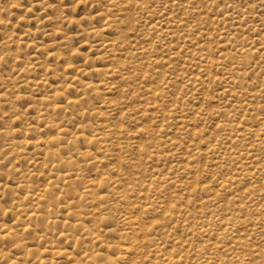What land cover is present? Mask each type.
Listing matches in <instances>:
<instances>
[{
	"label": "rangeland",
	"instance_id": "374dc122",
	"mask_svg": "<svg viewBox=\"0 0 264 264\" xmlns=\"http://www.w3.org/2000/svg\"><path fill=\"white\" fill-rule=\"evenodd\" d=\"M114 2L0 0V234L16 233L0 241V264H79L87 249L108 264L123 245V264H152L155 242L164 243L159 255L193 250L181 264L205 253L264 264V0ZM70 61L88 72L82 82L103 85L66 92L77 106L46 113L38 99L65 85ZM27 77L45 86H21ZM148 88L160 96L144 113ZM48 120L64 125L62 142L80 129L92 139L58 147L77 163L70 180L55 181L43 154L56 134ZM215 240L223 250L195 255Z\"/></svg>",
	"mask_w": 264,
	"mask_h": 264
},
{
	"label": "bare ground",
	"instance_id": "6f19581e",
	"mask_svg": "<svg viewBox=\"0 0 264 264\" xmlns=\"http://www.w3.org/2000/svg\"><path fill=\"white\" fill-rule=\"evenodd\" d=\"M108 2L110 1V2H114L115 0H107ZM115 3V2H114ZM135 4V3H134ZM171 18V17H170ZM127 19V18H126ZM0 22H2L1 21V19H0ZM28 34V36L30 35V32L29 33H27ZM90 34V33H89ZM109 47H111V48H113L115 45H114V42L113 43H111L110 44V42H109V44H107ZM14 47V46H13ZM108 49V48H107ZM239 50V49H238ZM139 52H141L140 50H139ZM251 52V49H245V48H242L241 49V52L240 53H243L244 55L245 54H248V53H250ZM112 53V52H111ZM242 54V55H243ZM243 55V56H244ZM48 56L49 57H51L52 59H59V57L61 56V53L60 54H55V53H52L51 52V54H48ZM68 63V62H67ZM63 70V77L65 78V80H66V83H65V85H63V87H59V88H54V89H50V90H52V92H50L49 94H47V96L46 97H42V98H40V99H38V101L40 102V104L41 105H43L44 106V110H45V112L46 113H51V114H55V113H58V112H66L67 110L69 111V109H73V108H75L76 106H77V102H78V98L76 97V98H69L68 97V95H66V92H68L69 93V91H73V92H75V93H77L78 95L77 96H83L84 94H86L88 91L90 92V91H95L98 87L97 86H102L103 84H101L102 83V80H100L99 82H98V84L99 85H95V83H93L92 81H88V82H86V83H84V82H82L81 81V79H80V77H83L84 75H86V74H88V72L86 71V69H80L79 67H77V66H75L74 64H72L71 63V61L62 69ZM90 71V70H89ZM92 71H94L95 73H96V75H101V74H104L103 73V71H101L100 69H92ZM52 73V74H57L56 73V70H53L52 69V71L51 70H46V72H45V76H46V74H48V73ZM60 72H61V70H60ZM107 72V71H106ZM108 73L109 74H112V75H114L116 72L115 71H112V70H108ZM93 75V74H92ZM111 75V76H112ZM47 78V77H46ZM45 78V79H46ZM105 84V83H104ZM105 85H107V84H105ZM21 86H25V87H27V86H30V87H32V88H34V89H38L40 86H45V81H44V79L42 78L41 80H39V81H35V80H33L32 81V79H30L29 77H27L26 79H24V80H21ZM152 87H154V86H152ZM106 88L107 89H110L111 90V87L109 86V85H107L106 86ZM148 91H147V93H149L150 94V96H151V98L153 99L152 101V103H147V105L145 106V108H142L141 110L144 112V113H147V112H149V111H152V110H155V107H157L158 105L156 104L157 103V101H156V98L158 97V96H160L159 95V92H158V89H156V88H148L147 89ZM80 103V102H79ZM92 107V106H91ZM110 107H112V106H110ZM88 108V107H87ZM144 109V110H143ZM96 111V110H95ZM76 112V111H75ZM96 113V112H95ZM103 113V112H102ZM87 114V113H86ZM45 115H47V114H45ZM89 115V114H88ZM103 115V114H102ZM107 115V114H106ZM43 116H44V114H43ZM13 121V120H12ZM264 123V122H263ZM92 126V125H91ZM46 127H48L49 129H51V130H53L54 132H56V134L55 135H53V136H51V137H48V139L46 140V142H42L43 143V145L45 146V149H44V151H43V154H44V156L45 157H48V158H50L51 159V163H50V165H49V167H50V173H52L54 176H55V181L56 180H60V181H65V180H70L71 178H72V176H75V175H77L76 173H73L76 169H75V167L77 166V163L72 159V157H69V156H67V157H62L61 155H60V153H59V146L61 145V143L62 144H66L68 147H71L72 149H74L75 148V143H76V140L78 139V138H83L85 141H91L92 139L91 138H86L85 137V135H84V130L83 129H80V130H78V132H76V133H74L73 135H71L70 136V138L69 139H67V141H64V142H62L61 141V135H67V131L64 129V125H62V124H59V123H57V122H55V121H49L48 120V123L46 124ZM102 127V126H101ZM108 127V126H107ZM103 129V128H102ZM107 129V128H106ZM228 129V128H227ZM104 131H106V130H104ZM103 131V132H104ZM22 132V131H21ZM77 133H81V135H80V137L77 135ZM109 133V132H108ZM105 134H106V132H105ZM104 133L102 134V138L103 137H105L104 135H105ZM96 135V134H95ZM63 139H65V138H63ZM62 139V140H63ZM97 139H95V141H96ZM106 140V139H105ZM34 142H32V144H33ZM42 143H41V145H42ZM23 144V143H22ZM24 145V144H23ZM37 145H38V143H37ZM36 145V146H37ZM95 145V144H94ZM12 146L13 147H15V144L14 143H12ZM32 146H34V145H32ZM43 146V147H44ZM139 147H141V146H139ZM8 148H9V146H8ZM101 148V147H100ZM16 149V148H15ZM26 149V148H25ZM42 150V149H41ZM92 150V149H91ZM140 151V150H139ZM141 151L143 152H145L146 154H148L149 156H153V152H151V151H149L148 149H146L145 147L143 148V149H141ZM76 152V151H75ZM92 152V151H91ZM12 153V152H11ZM80 154V157H81V159H82V161H86V157H88V156H90V154H89V151H84V152H81V153H79ZM243 155V154H242ZM156 156V155H155ZM9 158V157H8ZM7 158V159H8ZM153 158V157H152ZM92 159V158H91ZM93 159H96V157H93ZM92 159V160H93ZM47 161H49V160H47ZM95 161H97V160H95ZM189 162H191V160L189 161ZM251 163H253V162H251ZM187 168V167H186ZM19 170V169H18ZM48 170H49V168H48ZM35 175V174H34ZM109 175V174H108ZM35 177V176H34ZM24 178H25V176H24ZM231 178V177H230ZM51 179H53V176L51 177ZM119 180V179H118ZM114 181V180H113ZM22 182H23V180H22ZM101 182H103L102 180L99 182V183H101ZM158 182V181H157ZM57 183V182H56ZM251 183V182H250ZM121 185V184H120ZM222 185H224V183L223 184H221V186ZM22 189L23 188H26L27 187V185H21L20 186ZM122 188V187H121ZM225 188V187H224ZM222 189V188H221ZM24 190V189H23ZM132 190V189H131ZM213 190V189H212ZM234 190V189H233ZM115 191H117V190H115ZM23 192V191H22ZM85 192H87L88 194H92L93 193V191L90 189V188H88V189H86L85 190ZM114 192V191H113ZM50 194V195H52V194H54V193H52L50 190H44L43 191V194ZM116 193V192H115ZM125 195V197H126V193L124 194ZM123 194H122V196H124ZM246 195V194H245ZM39 196V195H38ZM236 196V195H235ZM33 197V196H32ZM31 197V198H32ZM119 197V196H118ZM121 197V196H120ZM239 197V196H238ZM37 198V197H36ZM262 198V197H261ZM264 198V197H263ZM38 199V198H37ZM211 199V198H210ZM39 200V199H38ZM240 200V199H239ZM40 201V200H39ZM46 202V201H45ZM243 202V201H242ZM154 203V202H153ZM204 203V202H203ZM230 204H231V202H230ZM243 204V203H242ZM264 204V203H263ZM163 205V204H162ZM112 206V205H111ZM167 206V205H166ZM205 207V206H204ZM143 208V210H146L147 212L148 211H151V209L152 210H154L153 208H154V206L152 205L151 207H147V208H145L144 206L142 207ZM173 208H175V207H173ZM127 209H129V208H127ZM140 209V208H139ZM182 209V208H181ZM180 209V210H181ZM24 210V209H23ZM135 211V210H134ZM75 212V211H74ZM80 212V211H79ZM167 212H169V211H167ZM25 213H26V211H25ZM170 213V212H169ZM168 213V214H169ZM125 214H126V216L124 217L127 221L128 220H132V218H131V211H126L125 212ZM237 214V213H236ZM34 215V213L33 212H29V217H32ZM166 215V214H165ZM77 217V216H76ZM79 217V216H78ZM77 217V218H78ZM133 217V216H132ZM135 217V216H134ZM139 217V216H138ZM164 217V216H163ZM171 218V217H170ZM137 219V218H136ZM77 220V219H76ZM167 220V219H166ZM220 220H222V219H220ZM60 221V220H59ZM125 221V220H124ZM134 221V220H133ZM71 222V221H70ZM83 222V221H82ZM171 222V221H170ZM200 222V221H199ZM234 222V221H233ZM252 222V221H251ZM134 223H136L137 224V226H139L140 228H143V223H141L140 221H138V222H134ZM232 223V222H231ZM219 224V223H218ZM251 224V223H250ZM45 225V224H44ZM163 224H161V226H162ZM211 225V224H210ZM251 225H253V224H251ZM174 226V225H173ZM202 226V225H201ZM6 227V226H5ZM85 227H86V225H85ZM160 227V226H159ZM140 228H138V229H140ZM144 228L146 229V226H144ZM241 228V227H240ZM253 228V227H252ZM137 229V230H138ZM233 229V228H232ZM244 229V228H243ZM255 229V228H254ZM31 230V229H30ZM90 230V229H89ZM24 231V230H23ZM91 231V230H90ZM149 231H151V229H149ZM204 231H206V230H204ZM237 231V230H236ZM260 231V230H259ZM140 232V231H139ZM142 232V231H141ZM90 233V232H89ZM96 233V232H95ZM217 233V232H216ZM166 234V233H165ZM204 234V233H203ZM214 234V233H213ZM244 234V233H243ZM16 235V233H14V231H13V228L12 227H10V228H8V229H5V231L3 232V234H0V241L1 242H3L2 240L3 239H5V238H8V239H11V238H13V236H15ZM99 236V235H98ZM161 236V235H160ZM233 237V236H232ZM234 237H235V234H234ZM38 238V237H37ZM98 237H97V235H96V238L95 239H97ZM100 238V237H99ZM122 238V237H121ZM141 238V237H140ZM225 239H226V237H224ZM14 239H15V237H14ZM94 239V240H95ZM144 239H145V237H144ZM200 239V238H199ZM229 239V238H228ZM234 239V238H233ZM18 240H20L19 238H18ZM148 240V239H147ZM221 240V239H220ZM236 242H239V241H241V237L240 236H236L235 237V239H234ZM251 240V239H250ZM96 241V240H95ZM136 241H137V239H136ZM193 241V240H192ZM224 241V240H223ZM15 242H16V240H15ZM21 242V244H22V241H20ZM227 242V241H226ZM229 242V241H228ZM151 243V242H150ZM154 243V242H153ZM168 243V242H167ZM242 243V242H241ZM15 244H18L19 245V243L18 242H16ZM26 244V243H25ZM161 244H164V243H159V242H155L154 243V245H155V247H154V249H153V251H154V253L156 254L155 256H156V258L153 260V262H152V264H158V262L159 261H162V263L161 264H181L182 263V260H183V257H185V258H191L190 257V254L192 253V251L193 250H190V251H185V249H184V252L185 253H183L182 255L180 254L179 255V253H178V255H175V253L174 252H169V254L166 256V254L165 255H159V253L161 254V252L162 253H164L163 252V247H162V245ZM226 244V243H225ZM132 246L133 244L131 243V242H129V243H127V246ZM140 245V244H139ZM148 245V244H147ZM228 245V244H227ZM227 245H224L223 247H224V252H225V255H226V252L228 253V254H230V256H232V259L234 260L235 258H238V255H235V253L233 254V251L234 250H232L233 248H230L229 246L227 247ZM25 246V245H24ZM24 246H22V247H24ZM101 246H103L104 248H106L108 251L112 248V247H109V246H107V245H105L104 243H101ZM247 246V245H246ZM260 246V245H259ZM123 247V249H121L122 251H120V247L118 246H116L115 248H114V250H115V253H114V256L115 257H108L107 258V262H108V264H123L124 263V261H123V258L121 257V254L123 253V251L125 250V249H127L126 251H129L128 249V247H126L125 248V245H123L122 246ZM137 247V246H136ZM232 247H234V246H232ZM241 247H243V246H241ZM27 248V247H26ZM26 248H24V249H26ZM138 248V247H137ZM179 248V247H178ZM193 248H195V247H193ZM210 248H213V249H216V250H218V251H220L219 249H221L222 248V246L220 247V244L215 240V241H213V242H211L210 244H207L206 246L204 245H199V249L197 250V252H196V256H198L199 255V252H202V251H204V250H206V249H210ZM131 249V248H130ZM142 249V248H141ZM149 249V248H148ZM176 249V248H175ZM212 249V250H213ZM238 249H239V246H238ZM37 250V249H36ZM92 250V249H91ZM91 250H86V251H84L83 253V257L81 258V260H77V259H73V263H75V262H79V264H82L83 262L84 263H86V264H95V262H94V253H92L91 252ZM94 250V249H93ZM165 250V249H164ZM169 250V249H168ZM168 250H167V252H168ZM221 250H223V249H221ZM62 251V250H61ZM89 251V252H88ZM142 251V250H141ZM166 251V250H165ZM217 251V252H218ZM49 252L51 253L52 251H50L49 250ZM48 252V253H49ZM167 252H165V253H167ZM213 252V251H212ZM223 252V251H222ZM222 252H221V254H222ZM224 252H223V254H224ZM53 254H54V252H52ZM136 253V252H135ZM141 253V252H140ZM23 254V253H22ZM159 256H158V255ZM201 254V253H200ZM206 255H207V253H205ZM209 254V253H208ZM215 254H217L216 252H215ZM238 254V253H237ZM0 255H4V253L3 252H1L0 251ZM104 255V254H103ZM206 255H204V256H202L201 257V259H200V261L198 262V261H195L196 263H193V264H230L229 262H228V260L229 259H226V258H224V259H220V260H216V261H214V260H212V259H210V257H207ZM244 255V254H243ZM24 256V255H23ZM23 256H22V258H23ZM39 256V255H38ZM211 256V255H210ZM229 256V255H228ZM240 256V255H239ZM34 257V256H33ZM161 257H164V258H161ZM212 257V256H211ZM214 257V256H213ZM224 257V256H223ZM223 257H221V258H223ZM29 258V257H28ZM197 258V257H196ZM219 258V257H218ZM230 258V257H229ZM241 257H239V259H240ZM3 259V258H2ZM25 259V258H24ZM158 259V260H157ZM197 259H199V258H197ZM232 259H230V260H232ZM238 259V260H239ZM33 260V259H32ZM156 260V261H155ZM237 260V259H236ZM247 260V259H246ZM142 262H143V260H141ZM27 262H29L28 260H27ZM81 262V263H80ZM148 262V261H147ZM151 262V261H150ZM237 262H239V261H237ZM83 263V264H84ZM243 263V262H242ZM242 263H240V264H242ZM21 264H26V260H24V261H22V263ZM76 264V263H75ZM144 264V263H143ZM148 264V263H147ZM232 264H233V261H232ZM234 264H236V263H234ZM238 264V263H237ZM250 264V263H249Z\"/></svg>",
	"mask_w": 264,
	"mask_h": 264
}]
</instances>
